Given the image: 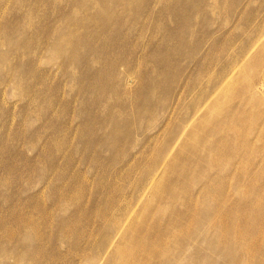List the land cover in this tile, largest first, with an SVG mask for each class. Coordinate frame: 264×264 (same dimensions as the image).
<instances>
[{
	"label": "rangeland",
	"instance_id": "obj_1",
	"mask_svg": "<svg viewBox=\"0 0 264 264\" xmlns=\"http://www.w3.org/2000/svg\"><path fill=\"white\" fill-rule=\"evenodd\" d=\"M224 72L251 83L227 84L220 114ZM224 114L236 130L203 144L201 115L216 128ZM196 153L218 155L209 188ZM217 192L250 202L239 232L264 264V0H0V264H119L118 244L157 249L171 217L215 219ZM201 218L191 239L178 227L185 248L145 264L257 262Z\"/></svg>",
	"mask_w": 264,
	"mask_h": 264
},
{
	"label": "bare ground",
	"instance_id": "obj_2",
	"mask_svg": "<svg viewBox=\"0 0 264 264\" xmlns=\"http://www.w3.org/2000/svg\"><path fill=\"white\" fill-rule=\"evenodd\" d=\"M75 45H76V43H75ZM70 57H71V55H70ZM248 83H251V82L248 81V79H245V77L243 78V76H241L240 81L237 82V83L233 82V81L230 82L228 80V76L225 75V72H224L220 76V78L217 80V82L214 84V88H212L211 93H210L211 95H214L216 92H218V90L220 91V92H218V94H217V96L215 98V101H213L212 104H211V108L210 109L212 110V112H214L213 110H215L216 112L218 111V112H220V114H222L221 113V111H222L221 109H224V107H226L229 104V102L227 103L226 101L228 100L227 97H229V95H231V94H229L228 91H225L227 84H229V85H231L233 87L232 93L234 91H236V92L240 91V93L245 92V94H246V92H247V84ZM248 96H250V97H248ZM245 99H248L247 102L251 103L253 105L255 103L257 105L259 104V99L255 100V101L252 100V94H247ZM245 99L242 100L243 104L240 101V106H238L239 111L241 110L239 112L240 115L242 113V109L241 108H243V105H246L245 102H244ZM218 101L219 102L222 101V105L220 106L219 109H214L216 104H218ZM208 112L211 113V111H208ZM211 116L212 115L210 114V117ZM239 116H234L235 118H230L228 115L224 114L221 118H219L217 120V122H218L217 125L218 126L216 128H213V124L214 123L212 122V119L208 120V118H207L208 115L207 116L206 115H203V116L201 115V117H203V121L204 122L202 121L203 123L201 125L199 123V125H200V129H203L202 132H205L203 135L200 134V136H202L203 144H208L209 143L211 145V142H212V144H215L217 142V140L222 139V137L224 135L226 137L228 131H231V133L234 132L236 130L235 128L237 126V122L239 120ZM217 117H219V116H217ZM199 125H197V126H199ZM196 130L198 131L199 129L198 128L196 129V127L193 128L194 132H197ZM216 136H218V138H215ZM198 145H200V144H198ZM204 147L202 145L200 147V149H203ZM216 148H213V149H215L214 151H216V152L219 151ZM205 151H206V147H205ZM207 151H210V148H207ZM196 154L197 155L193 158L194 162L197 163L198 161L201 162L203 160L207 161V164L205 165V167L203 169V172H204V174L206 175V178H207V180H205V182L207 184V188H209V185L211 184L212 177L214 178V176L211 177V175H210L211 172H208V173H206V172L209 169L210 170L213 169V167L215 165V161H217V159H218V155L216 153V155H217L216 158L217 159L216 158L214 159L211 156L209 158H206L205 156H202L199 153H196ZM177 159H178V157H175V158L171 159L170 164H172V166H173V163L177 164V162H178ZM173 161H175L176 163L173 162ZM241 171L242 170L240 169V172L237 173L235 177H240L241 174H242ZM194 177H195V179H197L199 177V175L195 174ZM198 179L200 180V177ZM158 187H157V189H158ZM155 190H154V192L156 193L157 191H155ZM170 192L173 194L171 189H170ZM206 194H208L207 190L204 191V194H202V196H207ZM173 195L170 198H174L173 199L174 201L175 200L177 201V199L180 198L179 196L175 198L174 197L175 195L174 196ZM210 196H211V198H210L211 202L216 206V210H218V214L216 215L215 219H210L209 217H206L205 216L206 211H204L203 209L202 210L198 209L197 213H195V215L193 217H190V218H187V216H184V215L181 216V214H179L180 216L177 215V216H175L173 218L171 217L172 220H171V218H169V224H168L169 226L166 228L167 230L164 231V229H163L161 232H158V233L155 232L152 235V237H154L157 240V244H158L157 249L149 250L147 247H145V243L137 236L132 237L131 240L129 239L130 242L126 239L127 241L121 242L120 244H118L120 242L119 241V242H117V244H118L117 247L114 249V254H116L117 256H120V257L123 258L122 261L119 260L120 261L119 264H145L146 261L144 262V260H146L145 259L146 256L152 255V256H159V257L162 256L163 257V256H165L164 255L165 253H164V250H163L165 248L164 245H166L168 243L171 244L172 246H174V249H176V250H180V249H182V247L185 248V242L183 240H181V239H178V235H179L178 230H177L178 227H181L182 224L183 225L185 224V226H187V229L185 231H183V234H184V236H185V234H187L188 238L191 239L192 236H193V232H192L191 228L193 226H197V224H199V225L202 224V220H200L201 217H203V218L205 217L206 218L205 219V224H207L208 227L210 226V229H216V228L220 227L221 230H225V234L220 233L222 235H220V238L217 240V241L221 242V243L218 242L219 244H221V245H223V246H225V247H227L229 249H232V251H234V253L235 252H238V253L239 252H243V253H246V254L250 255L251 257L255 256V259L257 260V262L254 263V264L262 263V262H260L259 257L257 256V253H258L257 241L256 240L254 241L253 238H249L247 236H243L239 232L240 228L241 229L247 228V221H248L249 213H250V202L245 201L244 200L245 197H242V201L241 200L235 201V202H232V204L230 206H223L222 205V200L225 197L223 195H221V192H217L215 194H211ZM155 197H158V195H156ZM203 199L205 200V198H202L201 200L203 201ZM183 200L187 203V201H189L190 199L183 198ZM246 206H248L249 209H247ZM189 207H190L191 210H193L195 208L194 203L189 204ZM187 208H188V204L187 205H183L182 209L185 210ZM230 208H231V210H230ZM157 211L161 212V211H163V209L161 207H157ZM179 213H180V210H179ZM229 214H230V216H229ZM183 218L186 219L184 222L181 221ZM234 219L236 220L235 223H233ZM157 223L158 222H154L153 221L152 225L155 226ZM229 231H233V235L231 234V238H234V240L237 242V246H235L234 248L233 247L231 248L230 246H227L229 244V237H230ZM254 232H256V228L251 230V231H249V232H247V233L252 234ZM240 235H242L243 237H241ZM257 235H259V238L260 237L263 238L264 233L258 232ZM144 236L147 238L146 234ZM123 239H125V236L123 237ZM210 239L211 238H209L208 241H207V244L209 245L208 247H211V245H212V241ZM130 245L133 248H129ZM192 247L195 248V246H192ZM229 249L227 251H231ZM221 250L222 249H220V251ZM222 251H224V250H222ZM179 255L180 254H178V256H175L172 259L165 258V260H164L165 264H178ZM176 257H177V259H176ZM246 263L247 262H245V261H241V264H246ZM114 264H116V263H114Z\"/></svg>",
	"mask_w": 264,
	"mask_h": 264
}]
</instances>
